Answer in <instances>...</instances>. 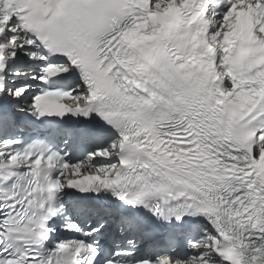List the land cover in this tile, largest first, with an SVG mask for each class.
<instances>
[{
	"label": "snow or ice",
	"instance_id": "1",
	"mask_svg": "<svg viewBox=\"0 0 264 264\" xmlns=\"http://www.w3.org/2000/svg\"><path fill=\"white\" fill-rule=\"evenodd\" d=\"M0 264H264V0H0Z\"/></svg>",
	"mask_w": 264,
	"mask_h": 264
}]
</instances>
